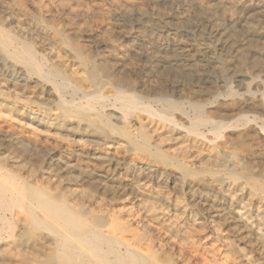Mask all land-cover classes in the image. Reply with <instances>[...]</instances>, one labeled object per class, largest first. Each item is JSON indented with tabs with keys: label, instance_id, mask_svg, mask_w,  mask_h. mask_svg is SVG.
Instances as JSON below:
<instances>
[{
	"label": "rangeland",
	"instance_id": "374dc122",
	"mask_svg": "<svg viewBox=\"0 0 264 264\" xmlns=\"http://www.w3.org/2000/svg\"><path fill=\"white\" fill-rule=\"evenodd\" d=\"M5 1L0 0L1 28L2 24L5 23L6 16L8 15L7 8H13L15 7V5L18 6L17 1ZM18 1L22 3H18L20 5L18 6L20 9L19 11L22 10L20 12V19L17 22L15 21L16 23L14 22L12 25H5V28L8 31H11L10 33L13 34H17L18 29L16 27L28 30V32H30V37H27L26 40L29 41V43H32L33 53L35 55L37 54L36 57L38 58V60H40L42 57H47V62L50 64L52 62L62 63V65H68V67L70 68L71 65H74L73 69L76 73L75 78L79 81L80 89H67L64 93V98L67 101H71L72 99V103L74 100L79 101V104L76 101H74L73 103L74 105L76 104V109L90 110V112L95 109L98 112L100 111V113L108 114L110 112V110L108 109L111 106H117V108L120 107V104L115 101L114 97L111 96L115 93L116 85L118 83V80L120 81L121 78H125L127 80L132 79L131 81H134L137 86H140L138 90L143 88L145 93H143V96L139 98V101L142 105L141 107L139 106L140 109L138 108L136 112L133 113V116H135L134 126H136L133 128L135 129L137 127H141V122L136 118V116L140 117L145 125V139L152 146L149 145L150 150L146 151L142 147H140V145L136 146L134 144L127 143V140L125 139L122 131L110 128L108 130V128H106V131L108 132L106 136H109V138L111 139L113 138V142L100 147V152L108 155L107 157L102 159H95L92 157L93 151L91 150H93V144L91 142V138L85 134L86 132L93 130L92 125H90L88 122L79 120L77 118V115H74V113L72 115L68 114L61 106L58 107L56 103H54V105H42L38 102H35L37 101L36 97L38 94L34 91L31 93H27V95L31 94V96H33L32 98H27L26 95L13 94L10 91L8 94L9 96L7 95L6 103L14 109V112L5 113L3 115V113L6 112L3 110L2 113H0V177L7 178L12 183H17L20 187L23 188L24 192L26 191L27 193L25 192L24 201L22 203H16L15 197L17 196V193L15 191H11L6 195L7 199L5 207L0 205V264H103V262H106L107 264H157L153 259L152 254L159 255L162 252V249L168 255L172 256V264H264V172L259 174L260 165L258 163H255L249 169H239L238 173L240 175H238V177H233L228 171L231 169V166H217V164L207 160L204 152L201 153V155L196 154L193 151V147L196 144L195 137L193 135H187L185 134V132H183L185 138L181 137V131L177 127L168 125L163 120L159 119L160 117L163 118V115H165L164 117L172 118L175 122L177 121L176 123L187 128L189 126V120L192 122H197L200 119H207L209 115L212 118H215V116L217 117V114L214 113V111H216L223 105L222 102H225L233 97H244L247 95V93H249L248 90H250L251 92L259 90L264 94V89H262L264 88V58H254V56L245 54L243 56L242 54L230 55L228 53L222 52L221 50H218L217 48L216 50L215 46L213 47L212 42L208 38H205L207 36L205 35L204 29L202 27L201 30L199 27L198 31L191 28V30L181 28L177 29L176 26L179 25L177 13H181L182 15L184 9H182L181 7L183 6L179 7L175 5L171 6L170 8V5H154L151 0H148V2L147 0H132L138 3L135 5L136 7L134 6L135 8L133 7L130 12H124L120 6H117L115 4L114 0H95L94 4H91L93 7H88L87 5L82 3L77 4L74 0H66V3H68L69 5L70 11H66L67 14H64L63 18L71 17L69 23L70 27L77 29L86 28L87 30H89L88 32L78 34L74 37L70 36L71 39L75 43L78 42L77 44H79L81 47V54H78L72 46L66 43L67 38H70L69 36L66 38L64 35L63 37L62 35L57 34L54 31L56 25L61 23L50 19V17L48 16H43V18H41V15L38 13L37 7H41L39 5H44L45 9L47 7L49 9L51 8L52 13H55L56 11L53 6L56 5V2H53V0ZM4 5H6L7 7ZM147 7L149 8V10ZM92 8L94 9L92 10ZM95 9L97 11H95ZM101 9H103V11ZM75 10L80 13V16H77L78 18L74 15L76 13L74 12ZM105 12L106 14H104ZM111 12L113 15L110 16ZM95 13H98V15ZM110 17L112 18V20ZM54 22L56 25L54 24ZM94 22L97 25L96 27L94 26ZM244 22L245 20L242 18L236 25V33L238 35L243 33ZM53 25L55 26L52 27ZM105 28L107 31L105 30ZM41 34L47 37V40L44 41L46 43L44 44L45 46H42V44L40 43L39 38H41ZM203 34L204 36H202ZM107 38L109 41L107 40ZM111 38L114 39L112 40ZM51 39L53 42L51 41ZM91 39L92 41H89ZM191 41L193 44L191 43ZM64 42L66 44H64ZM178 44L179 46H177ZM65 45L70 46V49ZM95 45H97V47ZM103 45L105 46V48ZM51 46L55 49H52ZM92 46L94 47V49H91ZM89 48L90 50H88ZM85 49H87L88 53L85 52ZM121 50L124 53L120 52ZM186 50L191 52V55L189 57L185 54ZM74 51L76 54L74 53ZM116 51H118V55ZM193 51H196V53H194ZM162 62H164L165 64ZM168 66H172V68ZM93 68H97L95 69L97 73L96 85H92V83H90V81L88 80L91 72L93 71ZM99 68L100 70H98ZM139 68H141L140 70L142 71H140ZM97 70L100 73L97 72ZM172 70L174 72H172ZM80 71L81 73H83L81 74ZM132 72L134 74H132ZM125 75L127 77H125ZM77 76H79V79ZM245 82L249 84L246 83V85ZM163 83H165L166 85ZM255 83L257 84L255 85ZM94 86L97 88H95ZM153 87L154 89H158V93L151 92L152 94H150V92H148V89H151ZM205 87L208 88L206 89ZM91 90H96L95 93L99 92L97 94L105 96L106 100L104 102H101L94 98H90V100L89 97L86 96L85 91ZM235 93L238 95H236ZM197 94H199V96ZM108 95L110 97H108ZM158 96L159 99H157ZM161 97L162 99H160ZM165 99L167 101H165ZM169 101H172L174 103L170 105ZM82 103H84V105ZM144 103L146 104L144 105ZM196 103L206 104L207 109L210 108L209 110H213V113H209V110L207 109H204V111L203 109H198L194 105ZM105 105L106 107L108 105L107 109ZM179 105H181V107H179ZM165 107H167L168 110ZM183 107L184 110H182ZM100 108L105 110H102ZM139 110H141L140 113L137 112ZM181 110L187 115L188 120L182 121L180 120V118H178L179 114L177 113L182 112ZM192 110H194L195 112ZM249 110L250 109H245L244 111L251 115L254 114L257 118V121L259 120L258 122L264 123V112L257 111L253 113ZM144 111L150 112L147 114V112ZM156 111H158L159 114H157ZM10 113L12 116L10 115ZM69 115L71 116L70 118ZM18 116L20 117V120H18ZM34 116H38L41 122H36L35 120H33L32 117ZM221 118H232V115L225 114L223 117L221 116ZM113 123L115 122L113 121ZM5 128H8L7 131ZM9 129L11 130V132H9ZM198 130L203 132L206 137L210 139L214 138L217 143H220L222 141V135L219 136L221 139L215 136L214 134H212L209 127L199 126ZM167 132L170 134V137L166 136ZM113 133L118 137L114 136ZM173 136H176L177 138H173ZM191 137H193L192 140ZM38 138L39 140H41L39 141ZM180 139L182 142L180 141ZM31 147L35 148L33 149ZM39 147L41 148L38 149ZM222 150L218 149L219 153L224 155L226 152ZM163 152L165 153L163 154ZM2 158L5 159L1 160ZM257 159L258 158L255 157V160ZM114 160H116L115 163ZM77 161H80L82 163L83 168H76L71 166ZM134 161L136 163L142 161L151 162L159 170V172L161 171L160 173H162V175H159V172L157 174H150L146 173L143 170H139L135 167ZM15 166H18L19 169H17L18 167L16 168ZM205 172L207 174H205ZM245 173L248 174L246 177L243 176ZM14 174L19 176L20 178L15 176ZM145 174L147 177L145 176ZM109 183L112 185H110ZM197 186H200V188L195 191L196 195L192 197L191 195L193 193V190ZM75 188H77V190ZM79 188L81 189L79 190ZM83 191L86 193V195ZM141 193H143V195ZM136 196H138L139 199H136ZM229 196H231L232 199ZM200 202L202 203L200 204ZM60 203H63L66 206H58V204ZM147 207L153 209L150 215L144 212ZM209 209L211 210V212L209 211ZM261 212L263 213V215ZM145 214L146 217L144 216ZM224 218L225 220L229 221H225ZM79 220L88 221L95 224L94 229H92V231H89L87 235H84V239L87 241L84 246H88L89 248H91V252L86 250L77 242L78 236L76 238L74 237V233L78 231L79 228ZM236 226L237 229L242 230V232L240 231L241 234L233 233L234 229H236ZM229 227L232 229L230 230ZM254 228L261 229L260 231L263 235V239H261L262 244H259L260 240L257 239V236L253 232ZM249 229H251L252 232L251 230L249 231ZM101 234H103V236ZM38 235H41L43 237L42 246L35 242V239ZM246 237L248 239H246ZM135 243H140L141 245L138 246V244L135 245ZM254 247L257 249H255ZM4 248H7V251H5ZM148 250L151 251V255L149 254ZM101 253L103 255H100ZM94 254L98 255H96V257L94 258ZM194 259H196L197 261ZM247 260L248 262H246Z\"/></svg>",
	"mask_w": 264,
	"mask_h": 264
},
{
	"label": "bare ground",
	"instance_id": "6f19581e",
	"mask_svg": "<svg viewBox=\"0 0 264 264\" xmlns=\"http://www.w3.org/2000/svg\"><path fill=\"white\" fill-rule=\"evenodd\" d=\"M5 1V0H4ZM14 2H18L19 4H22L21 2H19L18 0H13ZM31 1V0H30ZM77 4L82 3L89 6H92L95 2V0H74ZM101 1V0H99ZM115 4L117 6H120L124 12H130L133 7L138 3L136 1H132V0H114ZM6 2V1H5ZM53 2H56V5H52L55 8V13H52L51 8L49 9L48 7L45 9L44 5H39L41 7H37L38 13L41 15V18H43V16H48L50 17V19L54 20V21H58L61 24H54L56 25V28H54V31L57 34L60 35H64L66 38L69 36H77L78 34L84 33V32H88L89 30H87L86 28H73L70 27L69 23H70V19L71 17H64V14H67L66 11H70L69 10V5L68 3H66V0H53ZM123 2V3H122ZM148 2V0H147ZM151 2L154 5H170L171 6H183L181 7L183 10L182 15L181 13H177V18H178V22L179 25H177V29L181 28V29H196L198 31L199 27L201 30V27L204 29V33L208 38L212 44L213 47L215 46V49L217 48L218 50H221L222 52L228 53L230 55L233 54H242V56L245 55H250V56H254V58H264V0H151ZM9 3V2H8ZM12 3V2H11ZM17 3L18 6H20ZM25 3V2H24ZM92 4V5H91ZM107 4V3H106ZM2 5V4H1ZM7 5V4H6ZM4 5V6H6ZM51 5V4H50ZM150 5V4H149ZM15 5V7L13 8H7V16L5 19V23L2 24V28L0 27V113H2V111H6L3 113V115L5 113H9V112H14V109L12 107H10L7 103V95L9 94V92L11 91L13 94H19V95H26L27 98H32L33 96H31V94L27 93H31V92H35L37 93V97L35 102H38L42 105H50L56 103L58 105V107H62L65 112H67L68 114H73L77 115V118L81 121H85L88 122L90 125H92L93 130L86 132L85 134L91 138V142L93 144V151L92 152V157L95 159H102L107 157L108 155L103 154L102 152H100V147L103 145H106L108 143H112L113 142V138H109V136L107 137L106 134L108 133L106 131V128L110 129H115V130H120L122 131L123 135L125 136V139L127 140V143H131L134 144L136 146L140 145V147H142L144 150L149 151L150 147L147 140L145 139L146 137V132L144 130L145 125L143 123V120L140 117H137V119L140 120L141 122V127H137V128H133L136 127L134 126V118L135 116H133V113L136 112V110L139 108V106L141 107V102L139 101L143 95V93H145V91L143 90V88H141L140 90H138V88H140V86H137L136 83L134 81L131 80H127L125 78H119L120 81L118 80V83L116 85V89H115V93L111 96L114 97L115 101L118 102L120 104V107L117 108V106H111L108 110H110V112L108 114H104V113H100V111H96L95 109L92 110L91 108V112L90 110H85V109H81L78 110L76 109L75 105L71 102V101H67L64 98V93L67 89H73V90H79L80 86H79V81L75 78V70L73 69L74 65H71V68L67 66L62 65V63H55L52 62L51 64L47 62V57L44 58L42 57L40 60H38V58L36 57V55L33 53V46L32 43H29V41H27V37L29 36L28 30L22 29V28H18L16 27L17 30V34H13L10 33L11 31H8L5 28V25H12L15 21L17 22L20 18V12L19 11V7ZM146 6V5H145ZM144 6V7H145ZM151 6V5H150ZM7 7V6H6ZM93 7V6H92ZM136 7V6H135ZM134 7V8H135ZM162 7V6H161ZM1 8V7H0ZM23 8V7H22ZM79 8V7H78ZM114 8V7H113ZM146 8V7H145ZM148 8V7H147ZM6 9V8H5ZM53 9V8H52ZM94 8H92L93 10ZM117 9V8H116ZM143 9V8H142ZM161 9V8H160ZM32 10V9H31ZM73 10V9H72ZM103 11V9H101ZM145 10V9H144ZM149 10V8H148ZM177 10V9H176ZM24 11V10H23ZM95 11H97L95 9ZM118 11V10H117ZM122 11V10H121ZM164 11V10H163ZM173 11V10H172ZM178 11V10H177ZM6 12V10H5ZM74 12H76L74 15L80 16V13L75 10ZM109 12V11H108ZM115 12V11H114ZM120 12V11H119ZM134 12V10H133ZM136 12V10H135ZM139 12V11H138ZM142 12V11H141ZM155 12V11H154ZM37 13V14H38ZM82 13V12H81ZM121 13V12H120ZM156 13V12H155ZM165 13V12H164ZM172 13V12H171ZM176 13V12H175ZM33 14V11H32ZM91 14V13H90ZM98 15V13H95ZM106 14V12L104 13ZM128 14V13H127ZM132 14V13H131ZM135 14V13H134ZM151 14V13H150ZM159 14V13H158ZM29 15V13H28ZM113 15L112 12L110 14V16ZM126 15V14H125ZM22 16V15H21ZM36 16V15H34ZM67 16V15H66ZM106 16V15H105ZM108 16V15H107ZM132 16V15H131ZM136 16V15H135ZM142 16V15H141ZM154 16V15H153ZM159 16V15H157ZM89 17V16H88ZM98 17V16H97ZM109 17V16H108ZM116 17V16H114ZM122 17V16H121ZM130 17V16H129ZM145 17V16H144ZM155 17V16H154ZM162 17V15H161ZM27 18V17H26ZM33 18V17H32ZM78 18V17H77ZM100 18V17H99ZM107 18V17H106ZM111 18V17H110ZM119 18V17H118ZM126 18V17H125ZM137 18V17H136ZM156 18V17H155ZM172 18V17H171ZM244 19V25H243V33L238 35L236 33V25L240 22V19ZM25 19V18H24ZM31 19V17H30ZM34 19V18H33ZM32 19V21H33ZM85 19V18H84ZM97 19V18H96ZM102 19V18H101ZM99 19V20H101ZM105 19V18H104ZM26 20V19H25ZM29 20V19H28ZM43 20V19H41ZM86 20V19H85ZM112 20V18H111ZM124 20V19H123ZM122 20V21H123ZM142 20V18H141ZM145 20V19H144ZM147 20V19H146ZM170 20V19H169ZM23 21V20H22ZM48 21V20H47ZM108 21V20H107ZM114 21V20H113ZM120 21V20H119ZM125 21V20H124ZM130 21V20H129ZM134 21V19H133ZM177 21V20H176ZM15 22V23H16ZM43 22V21H42ZM41 22V23H42ZM45 22V21H44ZM50 22V21H49ZM92 22V21H91ZM98 22V21H97ZM170 22V21H169ZM168 22V23H169ZM39 23V24H41ZM76 23V22H75ZM95 23V22H94ZM52 24V23H51ZM177 24V23H176ZM20 25V24H19ZM55 25H53L52 27H54ZM73 25V24H72ZM91 25V24H90ZM110 25V24H109ZM115 25V24H114ZM18 26V25H17ZM23 26V25H22ZM30 26V25H29ZM81 26V25H80ZM94 26L96 27V23L94 24ZM111 26V25H110ZM109 26V27H110ZM39 27V26H38ZM91 27V26H90ZM24 28V27H23ZM31 28V27H30ZM41 28V27H40ZM113 28V27H112ZM115 28V27H114ZM118 28V27H117ZM172 28V27H171ZM45 29V28H44ZM98 29V27H97ZM96 29V30H97ZM116 29V28H115ZM114 29V30H115ZM175 29V30H177ZM190 29V30H191ZM33 30V29H32ZM41 30V29H39ZM94 30V29H92ZM91 30V31H92ZM106 30V28H105ZM174 30V29H173ZM239 30V29H238ZM44 31V30H43ZM50 31V30H49ZM48 31V32H49ZM107 31V30H106ZM118 31V30H117ZM120 31V30H119ZM170 31V30H169ZM168 31V32H169ZM181 31V30H180ZM185 31V30H184ZM196 31V32H197ZM41 32V31H40ZM47 32V33H48ZM101 32V30H100ZM124 32V31H123ZM177 32V31H176ZM175 32V33H176ZM10 33V34H9ZM36 33V32H35ZM91 33V32H89ZM110 33V32H109ZM114 33V32H113ZM122 33V32H121ZM129 33V32H128ZM190 33V32H189ZM202 33V32H201ZM240 33V32H239ZM87 34V33H86ZM98 34V33H97ZM96 34V35H97ZM116 34V33H115ZM171 34V33H170ZM182 34V33H181ZM42 35V34H41ZM47 35V34H46ZM117 35V34H116ZM196 35V34H195ZM36 36V35H35ZM38 36V35H37ZM48 36V35H47ZM63 36V37H64ZM112 36V34H111ZM120 36V35H119ZM191 36V35H189ZM204 36V34L202 35ZM200 36V37H202ZM40 43L42 44V46H45L44 44H46L44 41L47 40V37L42 35L40 36ZM60 37V36H59ZM98 37V36H97ZM107 37V35H106ZM121 37V36H120ZM167 37V36H166ZM176 37V36H175ZM182 37V36H181ZM186 37V36H185ZM198 37V36H197ZM196 37V38H197ZM37 38V37H36ZM85 38V37H84ZM90 38V37H89ZM88 38V39H89ZM100 38V37H99ZM110 38V37H109ZM178 38V37H177ZM191 38V37H190ZM204 38V37H203ZM50 39V38H49ZM112 39V38H111ZM114 39V38H113ZM112 39V40H113ZM195 39V38H194ZM207 39V40H208ZM58 40V39H57ZM75 40V39H74ZM82 40V39H81ZM108 40V38H107ZM120 40V39H119ZM172 40V39H171ZM200 40V39H199ZM37 41V40H36ZM52 41V39H51ZM62 41V40H61ZM76 41V40H75ZM89 41H92L89 40ZM101 41V40H100ZM106 41V39H105ZM109 41V40H108ZM166 41V40H165ZM178 41V40H177ZM39 42V41H38ZM53 42V41H52ZM51 42V43H52ZM56 42V40H55ZM188 42V40H187ZM67 44H69L70 46H72L74 48V50L78 53L81 54V47L79 44H77L78 42H74L71 37L67 38L66 41ZM64 42V44H66ZM81 43V42H80ZM86 43V42H85ZM83 43V44H85ZM96 43V42H95ZM103 43V42H102ZM101 43V44H102ZM111 43V42H109ZM173 43V42H172ZM177 43V42H176ZM185 43V42H184ZM192 43V41H191ZM210 43V42H208ZM37 44V43H36ZM53 44V43H52ZM62 44V43H61ZM90 44V43H89ZM100 44V43H99ZM193 44V43H192ZM34 45V44H33ZM48 45V44H47ZM88 45V43H87ZM86 45V46H87ZM91 45V44H90ZM113 45V44H112ZM130 45V44H129ZM189 45V44H188ZM204 45V44H203ZM54 46V45H53ZM67 46V45H65ZM70 46H67L68 48ZM97 47V45H95ZM104 46V45H103ZM116 46V45H114ZM121 46V45H120ZM179 46V44L177 45ZM182 46V45H180ZM185 46V45H184ZM192 46V45H191ZM207 46V45H206ZM22 47V48H21ZM52 47V46H51ZM57 47V46H55ZM102 47V46H101ZM100 47V49H101ZM108 47V46H107ZM128 47V46H127ZM45 48V47H44ZM66 48V47H65ZM67 48V49H68ZM105 48V46H104ZM112 48V47H111ZM38 49V48H37ZM48 49V48H47ZM52 49H55L52 47ZM64 49V47H63ZM70 49V48H69ZM72 49V48H71ZM91 49H94V47L92 46ZM110 49V48H109ZM124 49V48H123ZM216 49V50H217ZM36 50V49H35ZM39 50V49H38ZM43 50V49H42ZM50 50V49H49ZM57 50V48H56ZM59 50V49H58ZM90 50V48L88 49ZM195 50V49H194ZM212 50V49H210ZM209 50V51H210ZM44 51V50H43ZM65 51V50H64ZM69 51V50H68ZM71 51V50H70ZM73 51V50H72ZM74 51V53H75ZM204 51V50H203ZM202 51V52H203ZM207 51V50H206ZM205 51V52H206ZM35 52V51H34ZM85 52H87V49H85ZM107 52V51H105ZM117 55H118V51ZM115 52V53H116ZM122 52V50L120 51ZM131 52V51H130ZM194 53H196V51H193ZM217 52V51H216ZM57 53V52H56ZM59 53V51H58ZM57 53V54H58ZM62 53V52H61ZM66 53V52H65ZM88 53V52H87ZM95 53V52H94ZM101 53V52H100ZM124 53V52H122ZM126 53V52H125ZM168 53V52H167ZM198 53V52H197ZM76 54V53H75ZM83 54V53H82ZM85 54V53H84ZM165 54V52H164ZM172 54V53H171ZM185 54L188 55V57L191 55L190 51H185ZM207 54V53H206ZM44 55V54H42ZM71 55V54H70ZM104 55V54H103ZM135 55V54H134ZM168 55V54H167ZM55 56V55H54ZM53 56V57H54ZM57 56V55H56ZM66 56V54H65ZM80 56V55H78ZM84 56V55H83ZM91 56V55H90ZM109 56V55H108ZM143 56V55H142ZM146 56V55H145ZM149 56V55H148ZM181 56V55H180ZM49 57V56H48ZM72 57V56H71ZM89 57V56H87ZM102 57V56H101ZM129 57V55H128ZM147 57V56H146ZM153 57V56H152ZM167 57V56H166ZM177 57V56H175ZM182 57V56H181ZM201 57V56H200ZM222 57V56H221ZM225 57V56H224ZM234 57V56H233ZM247 57V56H246ZM37 58V59H36ZM58 58V57H57ZM65 58V57H64ZM68 58V57H67ZM77 58V57H76ZM93 58V57H92ZM95 58V56H94ZM97 58V57H96ZM122 58V57H120ZM132 58V57H131ZM138 58V57H137ZM148 58V57H147ZM171 58V57H170ZM178 58V57H177ZM223 58V57H222ZM226 58V57H225ZM244 58V57H243ZM248 58V57H247ZM62 59V58H61ZM80 59V58H79ZM150 59V58H149ZM154 59V58H153ZM164 59V58H163ZM180 59V58H178ZM184 59V57H183ZM190 59V58H189ZM209 59V58H208ZM220 59V58H219ZM51 60V59H50ZM60 60V58H59ZM105 60V59H104ZM113 60V59H112ZM122 60V59H121ZM145 60V59H144ZM166 60V59H165ZM210 60V59H209ZM223 60V59H222ZM227 60V59H226ZM236 60V59H235ZM242 60V59H241ZM79 61V60H78ZM97 61V60H96ZM120 61V60H119ZM129 61V60H128ZM127 61V62H128ZM132 61V60H131ZM130 61V62H131ZM187 61V59H186ZM193 61V60H192ZM231 61V60H230ZM243 61V60H242ZM245 61V60H244ZM252 61V60H251ZM84 62V61H83ZM93 62V61H92ZM99 62V61H98ZM101 62V61H100ZM117 62V61H116ZM121 62V61H120ZM139 62V61H138ZM147 62V61H146ZM153 62V61H152ZM198 62V61H197ZM205 62V61H204ZM210 62V61H209ZM234 62V61H233ZM77 63V62H76ZM114 63V62H113ZM118 63V62H117ZM116 63V64H117ZM164 63V62H162ZM170 63V62H169ZM185 63V62H184ZM207 63V62H206ZM215 63V62H213ZM66 64V62H65ZM84 64V63H83ZM94 64V63H93ZM98 64V63H97ZM101 64V63H100ZM105 64V63H104ZM160 64V63H159ZM165 64V63H164ZM168 64V63H167ZM203 64V63H202ZM217 64V62H216ZM227 64V62H226ZM249 64V63H247ZM252 64V63H251ZM257 64V63H256ZM261 64V63H260ZM108 65V64H107ZM140 65V63H139ZM149 65V63H148ZM152 65V64H151ZM174 65V64H173ZM177 65V64H176ZM197 65V63H196ZM195 65V66H196ZM200 65V64H199ZM213 65V64H212ZM78 66V65H77ZM86 66V65H84ZM92 66V65H91ZM105 66V65H104ZM132 66V65H131ZM136 66V65H135ZM175 66V65H174ZM179 66V65H178ZM188 66V65H187ZM214 66V65H213ZM247 66V65H246ZM89 67V66H88ZM115 67V66H114ZM139 67V66H138ZM166 67V65H165ZM171 67L172 66H168ZM193 67V66H192ZM239 67V66H238ZM259 67V66H258ZM84 68V67H83ZM146 68V67H145ZM180 68V67H179ZM189 68V67H188ZM214 68V67H213ZM89 69V68H88ZM95 69L97 68H93V71L91 72V75L89 76L88 80L90 81V83H92V85H96L97 83V73L95 71ZM104 69V68H103ZM107 69V68H106ZM110 69V68H109ZM108 69V70H109ZM133 69V68H132ZM131 69V70H132ZM141 68H139L140 70ZM148 69V68H147ZM158 69V68H157ZM175 69V68H174ZM183 69V68H182ZM196 69V68H195ZM87 70V69H86ZM100 70V68L98 69ZM97 70V72H99ZM102 70V69H101ZM115 70V68H114ZM127 70V69H126ZM129 70V69H128ZM160 70V69H159ZM158 70V71H159ZM163 70V69H162ZM88 71V70H87ZM86 71V72H87ZM106 71V70H105ZM137 71V70H136ZM142 71V70H140ZM146 71V70H145ZM168 71V70H167ZM181 71V70H180ZM183 71V70H182ZM193 71V69H192ZM191 71V72H192ZM195 71V70H194ZM199 71V70H198ZM202 71V70H201ZM205 71V70H204ZM210 71V70H209ZM213 71V70H212ZM85 72V71H84ZM89 72V71H88ZM107 72V71H106ZM131 72V71H130ZM135 72V71H134ZM147 72V71H146ZM150 72V71H149ZM169 72V71H168ZM172 72H174L172 70ZM184 72V71H183ZM257 72V71H256ZM263 72V71H261ZM81 73V71H80ZM83 73V72H82ZM81 73V74H82ZM100 73V72H99ZM113 73V72H112ZM121 73V72H120ZM128 73V72H127ZM142 73V72H141ZM154 73V72H153ZM208 73V72H205ZM246 73V71H245ZM105 74V73H103ZM110 74V73H109ZM119 74V71H118ZM132 74H134L132 72ZM194 74V73H192ZM253 74V73H252ZM85 75V74H84ZM83 75V76H84ZM100 75V74H99ZM108 75V74H107ZM112 75V74H111ZM137 75V74H136ZM264 75V74H263ZM142 76V75H141ZM152 76V75H151ZM201 76V75H200ZM243 76V75H242ZM256 76V75H255ZM79 79V76H77ZM87 77V76H86ZM103 77H107V76H103ZM125 77H127L125 75ZM129 77V76H128ZM133 77V76H132ZM261 77V76H260ZM111 78V77H108ZM107 78V79H108ZM149 78V77H148ZM198 78V77H197ZM204 78V77H203ZM244 78V77H243ZM251 78V77H250ZM129 79V78H128ZM137 79V78H136ZM202 79V78H201ZM249 79V78H248ZM254 79V78H253ZM252 79V80H253ZM263 79V77H262ZM106 80V79H105ZM116 80V78H115ZM138 80V79H137ZM149 80V79H148ZM142 81V80H140ZM139 81V82H140ZM199 81V80H198ZM203 81V80H202ZM242 81V80H241ZM240 81V82H241ZM247 81V80H246ZM81 82V81H80ZM87 82V80H86ZM115 82V81H114ZM117 82V81H116ZM162 82V81H160ZM259 82V81H258ZM264 82V81H263ZM206 83V82H205ZM247 82H245L246 84ZM165 84V83H163ZM201 84V83H200ZM249 84V83H247ZM246 84V85H247ZM257 83H255L256 85ZM115 85V84H114ZM149 85V84H148ZM166 85V84H165ZM88 86V85H87ZM144 86V85H143ZM260 86V85H258ZM92 87V86H91ZM95 87V86H94ZM165 87V86H164ZM172 87V86H171ZM202 87V86H201ZM209 87V86H208ZM208 87H205L206 89ZM246 87V86H245ZM248 87V86H247ZM250 87V86H249ZM82 88V87H81ZM97 88V87H95ZM166 88V87H165ZM174 88V87H173ZM177 88V87H176ZM254 88V87H253ZM84 89V87H83ZM82 89V90H83ZM88 89V88H87ZM145 89V88H144ZM201 89V88H200ZM229 89V88H228ZM264 89V88H262ZM261 89V90H262ZM158 89H148V92H150V94L152 93H158L157 91ZM171 90V89H170ZM182 90V89H181ZM242 90V89H241ZM240 90V91H241ZM244 90V87H243ZM96 91V90H95ZM94 90L91 91H85L86 92V96L90 98H94L97 99L101 102H104L106 100V97L101 95V94H97L95 93ZM99 91V90H98ZM178 91V90H177ZM200 91V90H199ZM204 91V90H203ZM238 91V90H237ZM239 91V93H240ZM246 91V90H245ZM73 92V91H72ZM71 92V94H72ZM82 92V91H81ZM152 92V93H151ZM195 92V91H194ZM235 92V91H234ZM249 93H247L246 96H239V97H233L230 98L229 100L222 102L223 105L217 109L216 111H214V113L217 114V117L215 116V118H212L210 115L207 117V119H200L197 122H192L189 120V126L187 128H185L182 125H179L178 123H176L174 121V119L172 118H168V117H164L165 115H163V118H159L161 120H163L166 124L168 125H173V127H177L181 132H180V136L185 138V135L183 132H185V134H189V135H193L195 137V146L193 147V151L196 154H201L204 152V155L206 156L207 160L217 164V166H231V169L228 170L230 175L233 177H238V175H240L238 173L239 169H249L251 168L255 163H258L260 165V173L264 172V123H260L257 121L256 116L253 114H248L246 113L244 110L245 109H250L249 111L257 112V111H262L264 112V94L263 92H260L259 90L251 92L250 90H248ZM196 93V92H195ZM222 93V92H221ZM230 93V92H229ZM228 93V94H229ZM243 93V92H242ZM67 94V93H66ZM77 94V93H76ZM83 94V93H82ZM105 94V93H104ZM108 94V93H107ZM178 94V93H177ZM200 94V93H199ZM199 94H197L199 96ZM207 94V93H206ZM223 94V93H222ZM226 94V95H228ZM234 94V93H233ZM236 94V93H235ZM33 95V94H32ZM79 95V94H78ZM81 95V94H80ZM157 95V94H156ZM155 95V96H156ZM183 95V94H182ZM192 95V94H191ZM195 95V94H194ZM238 95V94H236ZM9 96V95H8ZM77 96V95H76ZM206 96V95H205ZM222 96V95H221ZM233 96V95H232ZM231 96V97H232ZM69 97V96H68ZM72 97V96H71ZM108 97H110L108 95ZM148 97V96H147ZM220 97V96H219ZM224 97V96H223ZM229 97V96H228ZM17 98V97H15ZM25 98V97H23ZM83 98V97H82ZM155 98V97H153ZM22 99V98H21ZM70 99V98H69ZM68 99V100H69ZM80 99V98H79ZM159 99V96L158 98ZM162 99V97L160 98ZM164 99V98H163ZM168 99V98H167ZM172 99V98H171ZM217 99V98H216ZM9 100V99H8ZM91 100V99H90ZM93 100V99H92ZM111 100V99H110ZM109 100V101H110ZM142 100V99H141ZM198 100V98H197ZM207 100V99H206ZM212 100V99H211ZM223 100V99H222ZM82 101V99H81ZM94 101V100H93ZM108 101V102H109ZM144 101V99H143ZM163 101V100H162ZM161 101V102H162ZM165 101H167L165 99ZM174 101V100H173ZM181 101V100H180ZM202 101V100H200ZM220 101V100H219ZM79 104V101H76ZM89 102V101H88ZM96 102V101H95ZM158 102V101H157ZM208 102V101H207ZM215 102V101H214ZM218 102V101H217ZM81 103V102H80ZM107 103V102H106ZM166 103V102H165ZM174 102L169 101V104H173ZM211 103V101H210ZM12 104V103H11ZM77 104V105H78ZM84 105V103H82ZM97 104V103H96ZM146 103H144L145 105ZM149 104V103H148ZM152 104V103H151ZM150 104V105H151ZM155 104V103H154ZM159 104V103H158ZM161 104V103H160ZM168 104V103H167ZM162 105V104H161ZM192 105V104H191ZM198 109L204 111V109H207V105L206 104H201V103H196L194 104ZM214 105V104H212ZM82 107V105H81ZM89 107V105H88ZM106 107V105H105ZM108 107V105H107ZM106 107V109H107ZM179 107H181V105H179ZM206 107V108H205ZM18 108V107H17ZM31 108V107H30ZM38 108V107H37ZM36 108V109H37ZM97 108V107H96ZM144 108V107H143ZM164 108V107H163ZM162 108V109H163ZM167 110L168 108L165 107ZM172 108V107H171ZM190 108V107H189ZM102 109V108H100ZM140 109V108H139ZM145 109V108H144ZM160 109V108H159ZM176 109V107H175ZM178 109V108H177ZM180 109V108H179ZM193 109V108H192ZM196 109V108H194ZM210 108H208L207 110H209ZM213 109V108H212ZM56 110V109H55ZM105 110V109H102ZM147 110V108H146ZM148 110H149V105H148ZM153 110V109H152ZM150 110V111H152ZM173 110V109H172ZM171 110V111H172ZM184 110V107L183 109ZM181 110V111H182ZM32 111V110H31ZM39 111V110H38ZM141 110L137 111L140 113ZM149 111V112H150ZM194 111V110H192ZM202 111V112H203ZM213 111V110H212ZM211 110H209V113H213ZM22 112V111H21ZM34 112V111H33ZM64 112V114H65ZM147 112V114L149 113L148 111H144ZM157 114L158 111H156ZM178 112V111H177ZM186 112V111H185ZM188 112V111H187ZM195 112V111H194ZM207 112V113H208ZM10 113V115H11ZM32 113V112H31ZM44 113V112H43ZM107 113V112H106ZM152 113V112H151ZM162 113V112H161ZM192 113V112H191ZM199 113V112H198ZM197 113V114H198ZM25 114V113H24ZM146 114V113H145ZM146 114V115H147ZM179 114L180 120L182 121H186L188 120L187 115L182 111L177 113ZM225 114H231L232 118H227V119H223L221 118V116L223 117ZM258 114V113H257ZM8 115V114H6ZM153 115V114H152ZM156 115V114H155ZM154 115V117H155ZM170 115V114H169ZM192 115V114H191ZM12 116V115H11ZM20 116V115H19ZM18 116V117H19ZM159 116V115H157ZM201 116V115H200ZM264 116V115H263ZM262 116V117H263ZM10 117V116H9ZM71 116L69 115V118ZM13 118V117H12ZM24 118V117H23ZM152 118V116H151ZM28 119V118H27ZM33 120H35L36 122H41L39 120L38 116H34L32 117ZM146 119V118H145ZM5 120V119H4ZM13 120V119H12ZM17 120V119H16ZM20 120V117L19 119ZM70 121V120H69ZM113 121L115 123H113ZM5 122V121H4ZM18 122V121H17ZM30 122V121H29ZM37 124V123H36ZM83 124V123H82ZM163 125V124H162ZM199 126H205V127H209L210 131L212 132V134H214L215 136L219 137L220 135H222V141L220 143H217L216 140L214 138L210 139L208 137L205 136V134L201 131L198 130ZM71 127V125H70ZM150 128V127H149ZM172 128V127H171ZM6 131L8 128H5ZM10 130V129H9ZM157 130V129H156ZM172 130V129H171ZM178 130V131H179ZM41 131V130H40ZM11 132V130L9 131ZM46 132V131H45ZM157 132V131H155ZM159 132V131H158ZM54 133V132H52ZM51 133V134H52ZM118 133V132H116ZM115 133V134H116ZM207 133V132H206ZM210 133V132H209ZM208 133V134H209ZM1 134V133H0ZM44 134V133H43ZM75 134V133H74ZM79 134V133H78ZM121 134V133H120ZM119 134V136H120ZM160 134V133H159ZM211 134V133H210ZM11 135V133H10ZM54 135V134H53ZM114 135V133H113ZM112 135V137H113ZM6 136V134H5ZM13 136V135H12ZM19 136V135H18ZM25 136V135H24ZM27 136V135H26ZM117 136V135H114ZM148 136V135H147ZM167 137H170V134L167 132L166 134ZM172 136V135H171ZM74 137V136H73ZM118 137V136H117ZM162 137V136H161ZM176 137V136H175ZM173 136V138H175ZM187 137V136H186ZM12 138V137H11ZM10 138V139H11ZM62 138V137H61ZM67 138V137H66ZM121 138V137H120ZM165 138V137H164ZM172 138V139H173ZM177 138V137H176ZM220 138V137H219ZM27 139V138H26ZM65 139V138H64ZM84 139V138H83ZM162 139V138H161ZM168 139V138H167ZM193 139V137H191V140ZM221 139V138H220ZM9 140V139H8ZM39 140V138H38ZM41 140V139H40ZM39 140V141H40ZM71 140V139H69ZM78 140V138H77ZM165 140V139H164ZM163 140V141H164ZM189 140V138H188ZM25 141V140H24ZM27 141V140H26ZM38 141V142H39ZM120 141V140H119ZM155 141V140H154ZM181 141V139H180ZM218 141V139H217ZM88 142V141H87ZM160 142V140H159ZM166 142V141H165ZM182 142V141H181ZM27 143V142H26ZM57 143V142H56ZM172 143V142H171ZM187 143V142H186ZM16 144V143H15ZM28 144V143H27ZM54 144V143H53ZM130 144V145H131ZM153 144V143H152ZM174 144V142H173ZM120 145V144H119ZM181 145V143H180ZM183 145V144H182ZM42 146V145H41ZM117 146V145H116ZM152 146V145H151ZM155 146V145H154ZM157 146V145H156ZM173 146V145H172ZM178 146V145H177ZM33 148V147H31ZM35 148V147H34ZM33 148V149H34ZM41 147H39L38 149H40ZM66 148V147H65ZM70 148V147H69ZM68 148V149H69ZM74 148V147H73ZM76 148V147H75ZM155 149V148H154ZM218 149H223L226 153L224 155H222L221 153H219ZM36 150V149H35ZM81 150V149H80ZM89 150V149H88ZM131 150V149H130ZM157 150V148H156ZM159 150V147H158ZM174 150V149H173ZM178 150V148H177ZM222 150V151H223ZM137 151V150H136ZM153 151V150H152ZM183 151V150H182ZM68 152V150H67ZM66 152V153H67ZM76 152V151H75ZM74 152V153H75ZM78 152V151H77ZM87 152V151H86ZM162 152V151H161ZM184 152V151H183ZM221 152V151H220ZM88 153V152H87ZM90 153V152H89ZM106 153V152H105ZM140 153V152H139ZM165 152H163L164 154ZM83 154V153H82ZM85 154V153H84ZM183 154V153H182ZM221 154V155H220ZM71 155V154H70ZM76 155V154H75ZM202 155V154H201ZM7 156V155H6ZM68 156V155H66ZM72 156V155H71ZM81 156V155H80ZM166 156V155H165ZM198 156V155H197ZM64 157V155H63ZM155 157V156H154ZM169 157V155H168ZM255 157H257L258 159L255 160ZM56 158V157H55ZM73 158V157H72ZM113 158V157H112ZM128 158V157H127ZM172 158V157H171ZM176 158V157H175ZM5 158H2L1 160H3ZM202 159V158H201ZM60 160V159H58ZM174 160V159H173ZM15 161V160H14ZM111 161V159H110ZM116 160H114L115 163ZM127 161V160H126ZM176 161V159H175ZM257 161V162H256ZM9 162V161H7ZM13 162V161H12ZM69 162V161H68ZM100 162V161H99ZM129 162V161H128ZM135 162V161H134ZM199 162V161H198ZM204 162V161H203ZM72 163V162H71ZM181 163V162H180ZM200 163V162H199ZM206 163V162H205ZM105 164V163H104ZM108 164V163H107ZM135 167L139 170H143L146 173H150V174H154V173H158L159 170L151 163V162H139V163H134ZM186 164V163H185ZM16 165V164H15ZM182 165V164H181ZM180 165V166H181ZM194 165V164H193ZM199 165V164H198ZM72 167H76V168H83V165L80 161L75 162L74 164L71 165ZM109 166V165H108ZM216 166V165H215ZM16 167V166H15ZM18 167V166H17ZM16 167V168H17ZM186 167V166H185ZM14 168V167H13ZM192 168V165H191ZM197 168V167H196ZM214 168V167H213ZM226 168V167H225ZM1 169V168H0ZM19 169V167L17 168ZM216 169V168H215ZM221 169V168H220ZM4 170V169H3ZM12 170V169H11ZM183 170V169H182ZM185 170V169H184ZM193 170V169H192ZM198 170V169H197ZM209 170V169H208ZM217 170V169H216ZM2 171V170H1ZM226 171V170H225ZM63 172V171H62ZM161 172V171H160ZM158 173L159 175H162V173ZM167 172V171H166ZM169 172V171H168ZM194 172V171H193ZM197 172V171H196ZM241 172V171H240ZM7 173V172H6ZM11 173V172H8ZM97 173V172H96ZM190 173V172H189ZM214 173V172H213ZM222 173V172H221ZM244 173V172H243ZM257 173V172H256ZM113 174V172H112ZM123 174V173H122ZM205 174H207L205 172ZM220 174V173H219ZM258 174V175H259ZM15 176H17L16 174H14ZM105 175V174H103ZM119 175V174H118ZM121 175V174H120ZM176 175V173H175ZM178 175V174H177ZM198 175V174H197ZM204 175V174H202ZM210 175V174H208ZM216 175V174H214ZM242 175V174H241ZM248 174H244L243 176L246 177ZM255 175V174H254ZM263 175V174H262ZM82 176V175H81ZM112 176V175H111ZM110 176V177H111ZM143 176V175H142ZM146 176V174H145ZM241 176V177H243ZM19 177V176H17ZM117 177V176H116ZM124 177V176H123ZM147 177V176H146ZM157 177V175H156ZM155 177V178H156ZM259 177V176H258ZM262 177V176H261ZM20 178V177H19ZM81 178V177H80ZM103 178V177H102ZM109 178V177H108ZM152 178V177H151ZM166 178V177H165ZM208 178V177H206ZM210 178V177H209ZM253 178V177H252ZM260 178V177H259ZM258 178V180H259ZM79 179V178H78ZM77 179V181H78ZM241 179V178H240ZM250 179V178H249ZM24 180V179H23ZM102 180V179H100ZM118 180V179H117ZM236 180V179H235ZM245 180V179H244ZM263 180V179H262ZM123 181V180H121ZM120 181V182H121ZM205 181V180H204ZM251 181V180H250ZM25 182V181H24ZM100 182V181H98ZM108 182V181H107ZM116 182V181H115ZM206 182V181H205ZM214 182V181H213ZM255 182V180H254ZM260 182V180H259ZM263 182V181H262ZM26 183V182H25ZM28 183V182H27ZM111 183V182H110ZM109 183V184H110ZM119 183V182H118ZM193 183V182H192ZM234 183V182H233ZM240 183V182H239ZM23 184V183H22ZM71 184V183H70ZM108 184V183H106ZM140 184V183H139ZM138 184V185H139ZM148 184V183H147ZM249 184V183H248ZM263 184V183H261ZM112 185V184H110ZM114 185V184H113ZM124 185V184H123ZM131 185V184H130ZM135 185V184H134ZM142 185V184H141ZM240 185V184H239ZM238 185V188H239ZM244 185V184H243ZM260 185V184H259ZM69 186V185H68ZM119 186V185H118ZM137 186V185H136ZM191 186V184H190ZM203 186V185H202ZM236 186V185H235ZM242 186V185H241ZM256 186V185H255ZM26 187V186H25ZM29 187V186H28ZM148 187V186H147ZM247 187V186H246ZM30 188V187H29ZM132 188V187H131ZM136 188V187H135ZM191 188V187H190ZM200 188V186H197L194 188L193 193H192V197H194L195 191H197ZM207 188V187H206ZM210 188V187H209ZM235 188V187H234ZM237 188V187H236ZM263 188V187H262ZM77 190V188H75ZM81 188H79L80 190ZM105 189V188H104ZM117 189V187H116ZM124 189V188H123ZM202 189V188H201ZM233 189V188H232ZM251 189V188H250ZM30 190V189H29ZM131 190V189H129ZM135 190V189H134ZM230 190V189H229ZM228 190V191H229ZM11 191H15L17 193V196L15 197V201L16 203H22L24 201V197H25V192L23 190L22 187H20L17 183H12L9 179L7 178H1L0 177V205L5 207L6 205V195L7 193L11 192ZM75 191V190H74ZM117 191V190H116ZM142 191V190H141ZM190 191V190H189ZM203 191V190H202ZM207 191V190H206ZM213 191V190H212ZM236 191V190H235ZM254 191V190H253ZM257 191V190H256ZM30 192V191H28ZM84 192V191H83ZM131 192V191H130ZM137 192V191H136ZM140 192V191H139ZM143 192V191H142ZM205 192V191H204ZM249 192V191H248ZM259 192V191H258ZM264 192V191H263ZM13 193V192H12ZM27 193V192H26ZM85 193V192H84ZM83 193V194H84ZM132 193V192H131ZM130 193V194H131ZM138 193V192H137ZM147 193V191H146ZM150 193V192H149ZM226 193V192H225ZM234 193V192H233ZM237 193V192H236ZM32 194V193H31ZM82 194V195H83ZM118 194V193H117ZM121 194V193H119ZM135 194V192H134ZM143 195V193H141ZM202 194V193H201ZM207 194V193H206ZM209 194V191H208ZM229 194V193H228ZM227 194V195H228ZM232 194V193H231ZM256 194V193H255ZM16 195V194H15ZM86 195V193H85ZM151 195V194H148ZM212 195V194H211ZM217 195V194H216ZM243 195V194H242ZM257 195V194H256ZM11 196V194H10ZM29 196V195H28ZM221 196V195H220ZM85 197V196H84ZM197 197V196H196ZM202 197V196H201ZM208 197V196H207ZM217 197V196H215ZM214 197V198H215ZM228 197V196H227ZM231 198V196H229ZM234 197V196H233ZM45 198V197H44ZM129 198V196H128ZM136 199H139L138 196L135 197ZM134 198V199H135ZM209 198V197H208ZM207 198V199H208ZM14 199V198H13ZM153 199V198H152ZM192 199V198H191ZM201 199V198H200ZM218 199V198H217ZM229 199V198H227ZM232 199V198H231ZM235 199V198H234ZM126 200V199H125ZM203 200V199H202ZM222 200V199H221ZM85 201V200H84ZM225 201V200H224ZM251 201V200H250ZM10 202V200H9ZM28 202V200H27ZM30 202V201H29ZM34 202V201H33ZM123 202V201H122ZM206 202V201H205ZM231 202V201H230ZM242 202V201H241ZM249 202V201H248ZM255 202V200H254ZM202 202H200L201 204ZM253 203V202H251ZM263 203V201H262ZM15 204V203H14ZM27 204V203H26ZM36 204V203H35ZM132 204V203H131ZM194 204V203H193ZM205 204V203H204ZM208 204V203H207ZM31 205V204H30ZM139 205V203H138ZM223 205V204H222ZM240 205V204H239ZM251 205V204H250ZM256 205V203H255ZM15 206V205H14ZM26 206V205H25ZM29 206V205H28ZM34 206V205H33ZM58 206L60 207H64L66 205H64L63 203L58 204ZM221 206V205H220ZM237 208V207H235ZM240 208V207H239ZM264 208V207H263ZM2 209V207H1ZM212 209V208H211ZM220 209V208H219ZM224 209V208H223ZM258 209V208H257ZM14 210V209H13ZM215 210V209H214ZM227 210V209H225ZM224 210V211H225ZM242 210V209H241ZM244 210V209H243ZM17 211V209H16ZM15 211V213H16ZM151 211H153L152 208L147 207L146 210L144 212H146L148 215L151 214ZM209 211L211 212V210L209 209ZM235 211V210H234ZM233 211V212H234ZM240 211V210H239ZM251 211V210H250ZM257 211V210H256ZM259 211V210H258ZM30 212V211H29ZM207 212V211H206ZM243 212V211H242ZM248 212V211H246ZM253 212V211H252ZM251 213V212H250ZM262 213V212H261ZM11 214V213H10ZM240 214V213H239ZM245 214V213H244ZM28 215V214H27ZM218 215V214H217ZM220 215V214H219ZM225 215V213H224ZM236 215V214H235ZM238 215V214H237ZM243 215V214H242ZM253 215V214H252ZM263 215V213H262ZM11 216V215H10ZM13 216V215H12ZM16 216V215H15ZM30 216V215H29ZM146 217V214L144 215ZM194 216V215H193ZM215 216V215H213ZM227 216V214H226ZM234 216V215H233ZM239 216V215H238ZM14 217V216H13ZM188 217V216H187ZM190 217V215H189ZM208 217V216H207ZM222 217V216H221ZM230 217V215H229ZM249 217V216H248ZM253 217V216H252ZM262 217V216H261ZM31 218V217H29ZM37 218V217H36ZM197 218V217H196ZM223 218V217H222ZM247 218V217H246ZM250 218V217H249ZM25 219V218H24ZM38 219V218H37ZM190 219V218H189ZM252 219V218H251ZM263 219V218H262ZM13 220V219H12ZM33 220V219H31ZM213 220V219H212ZM225 220V218H224ZM223 220V221H224ZM10 221V220H9ZM65 221V220H64ZM227 221V220H225ZM224 221V222H225ZM229 221V220H228ZM227 221V222H228ZM243 221V220H242ZM252 221V220H251ZM63 222V221H62ZM221 222V221H220ZM231 222V221H230ZM17 223V221H16ZM32 223V222H31ZM35 223V222H33ZM195 223V222H194ZM218 223V222H216ZM226 223V222H225ZM248 223V222H247ZM23 224V223H22ZM182 224V223H181ZM193 224V223H192ZM224 224V223H223ZM228 224V223H227ZM225 224V225H227ZM259 224V223H258ZM194 225V224H193ZM210 225V224H209ZM221 225V224H220ZM231 225V224H230ZM28 226V225H27ZM73 226V225H71ZM78 231H76L74 233V237L76 238L78 236V243L84 247L86 250H88L89 252L91 248H89L88 246H84L85 243H87V241L84 239V235H87V233L89 231H92V229H94L95 224L94 223H90L88 221H82L79 220L78 221ZM211 226V225H210ZM219 226V225H218ZM38 227V226H37ZM110 227V226H109ZM192 227V226H191ZM199 227V226H198ZM235 227V226H232ZM248 227V225H247ZM259 227V226H258ZM24 228V227H23ZM36 228V227H35ZM39 228V227H38ZM212 228V227H211ZM228 228V227H227ZM230 228V227H229ZM243 228V227H242ZM257 228V227H256ZM60 229V228H59ZM67 229V228H66ZM126 229V228H125ZM220 229V228H219ZM232 228H230L231 230ZM247 229V228H246ZM251 229H249L250 231ZM261 229H253L254 234L257 236V239L260 240L259 244H262L261 239L262 238V233L260 231ZM41 231V230H40ZM72 231V230H71ZM123 231V230H122ZM217 231V228H216ZM221 231V230H220ZM240 231L242 232V230L234 229L233 233L236 234H241ZM32 232V231H31ZM57 232V231H56ZM247 232V230H246ZM245 232V233H246ZM252 232V230H251ZM250 232V233H251ZM64 233V232H63ZM73 233V232H72ZM122 233V232H121ZM184 233V232H183ZM68 234V233H67ZM96 234V233H95ZM98 234V233H97ZM18 235V234H17ZM103 236V234H101ZM126 235V234H125ZM245 235V234H244ZM243 235V236H244ZM66 236V235H64ZM101 236V237H102ZM106 236V235H105ZM128 236V235H127ZM238 236V235H237ZM246 236V235H245ZM244 236V237H245ZM254 236V235H253ZM250 237V236H249ZM45 238V237H44ZM57 238V237H56ZM100 238V237H99ZM110 238V237H109ZM112 238V237H111ZM117 238V237H116ZM127 238V237H126ZM48 239V238H47ZM58 239V238H57ZM56 239V241H57ZM80 239V240H79ZM246 239H248L246 237ZM243 239V240H246ZM250 239V238H249ZM256 239V238H255ZM256 239V240H257ZM20 240V239H19ZM43 237L41 235H38L35 239V242L37 244H40L42 246L43 243ZM49 240V239H48ZM52 240V239H50ZM130 241V240H129ZM166 241V240H165ZM250 241V240H249ZM264 241V239H263ZM19 242V241H18ZM49 242V241H48ZM112 242V241H111ZM248 242V241H246ZM254 242V241H253ZM10 243V242H9ZM50 243V242H49ZM96 243V242H95ZM138 244V246H140V243H135V245ZM258 244V242H257ZM77 245V244H76ZM124 245V244H123ZM255 245V244H254ZM48 246V245H47ZM259 246V245H258ZM16 247V246H15ZM37 247V246H36ZM256 247V246H255ZM254 247V248H255ZM119 248V247H118ZM139 248V247H138ZM180 248V247H179ZM264 248V247H263ZM95 249V248H94ZM257 249V248H255ZM5 251H7V248H4ZM57 250V249H56ZM105 250V249H104ZM263 250V249H262ZM10 251V250H9ZM49 251V250H48ZM162 252L158 255V254H152L153 259L155 260V262L157 264H172L173 263V259L172 256L168 255L163 249L161 250ZM180 251V250H179ZM97 252V251H96ZM135 252V251H134ZM149 254L151 255V251L148 250ZM13 254V253H12ZM25 254V253H24ZM78 254V252H77ZM91 254V253H90ZM96 255L98 254H94L93 257L95 258ZM100 255H103L102 253ZM109 255V254H108ZM187 255V254H186ZM86 256V255H85ZM144 256V255H143ZM17 257V256H16ZM76 257V256H75ZM193 258V257H192ZM187 259V257H186ZM247 259V258H246ZM245 259V260H246ZM196 260V259H194ZM78 261V259H77ZM92 261V260H90ZM111 261V260H110ZM113 261V260H112ZM177 261V260H175ZM197 261V260H196ZM248 262V260L246 261ZM82 263V262H81ZM103 264H107L106 262H103ZM188 264V263H187Z\"/></svg>",
	"mask_w": 264,
	"mask_h": 264
}]
</instances>
